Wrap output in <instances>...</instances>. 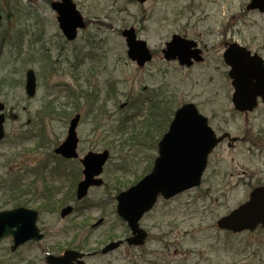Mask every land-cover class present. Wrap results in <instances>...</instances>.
Returning <instances> with one entry per match:
<instances>
[{"label": "rangeland", "instance_id": "obj_1", "mask_svg": "<svg viewBox=\"0 0 264 264\" xmlns=\"http://www.w3.org/2000/svg\"><path fill=\"white\" fill-rule=\"evenodd\" d=\"M249 1L148 0L142 5L134 0H75L88 26L76 41L68 42L48 0H0V31L7 33L12 43L20 39L14 47L17 51L10 47V40L0 50V79L4 77L6 84L4 88L0 86V100L6 103L7 114L6 138L0 142V183L18 174L28 185L32 172L38 176L45 165L52 169L56 161L54 148L65 140L71 119H65L62 112L71 117L79 113L80 158L89 151L109 148L112 156L102 176L105 187L91 190L89 200L93 203L85 214L94 219L116 218L115 197L119 192L115 187L121 186L123 191L133 185L136 177L148 174L157 152L128 148L115 151L113 144H118V138L112 132L106 135L105 131L124 117L121 105L128 97L146 87L160 88L166 96L176 99L178 106L195 103L216 132L247 136V140L232 146L228 141L222 143L209 158L200 190L162 200L145 216L141 225L151 236L147 256H132L115 264H264L263 230L232 235L219 231L216 225L220 217L248 199L252 188L264 185V139L257 135L260 131L264 138V105L248 116L234 110L233 89L222 58L225 43L232 42L252 44V49L264 57V17L241 14ZM130 27L154 52L153 61L142 69L127 58L122 31ZM174 34L196 40L204 50V62L185 68L165 61L162 50ZM29 68L38 79L33 99L27 97L24 88ZM109 81L116 86L118 106L105 100L97 122L107 125L97 129L93 115L99 111L89 114L83 98L77 102L79 108H75L71 98L92 90L99 96L100 90L101 106ZM49 102L53 103L55 113H47ZM63 167L73 172L75 184L53 176L36 181L39 190L46 183L62 188L54 197L57 204L75 190L82 178L79 160ZM219 187L224 188L223 196L217 192ZM2 189L0 209L14 208L7 186ZM195 200L196 206L186 207ZM39 208V219L44 220L50 234H59L69 225L67 221L58 222V214ZM7 242V250L0 246V264H12L13 260L15 264H25L32 260L30 247L17 256L11 254Z\"/></svg>", "mask_w": 264, "mask_h": 264}, {"label": "water", "instance_id": "obj_2", "mask_svg": "<svg viewBox=\"0 0 264 264\" xmlns=\"http://www.w3.org/2000/svg\"><path fill=\"white\" fill-rule=\"evenodd\" d=\"M137 1L143 4L147 0ZM52 9L57 12L60 29L68 41H74L78 31L86 28L87 24L73 0L53 2ZM249 9L264 12V0H252ZM122 35L126 39L128 58L131 61L142 68L152 60L148 44L138 39L135 28L125 29ZM196 47L195 42L174 35L163 50L164 59L191 67L194 61H202L201 51ZM223 57L226 65L230 67L229 77L235 90L232 97L235 109L239 112L253 111L259 98L264 101V61L257 55L251 56L237 44H232ZM36 88L35 72L29 70L25 84L28 97L35 96ZM4 110L5 105L0 102V141L5 137ZM80 119V115L72 119L67 138L55 153L69 159L78 158L79 139L76 130ZM227 137L230 135L216 136L208 124V119L199 113L195 104L183 105L175 112L169 130L158 144V156L152 171L117 197V212L128 223L134 236L129 241L131 244L143 243L146 234L140 229L139 222L143 215L153 208L159 195L170 199L201 185L210 153ZM236 140L235 138L232 141ZM108 158L109 152L104 151L89 152L82 159L85 178L78 185L79 199L87 195L91 186L102 184L103 181L96 177L103 172ZM69 211L66 209L63 215ZM36 222L37 212L29 209L18 208L0 212V242L11 237L15 247H18L27 241L39 240L43 236L39 234ZM217 226L222 231L234 234L253 232L260 226L264 229V187L255 188L248 201L219 219ZM52 262L53 260H50V263Z\"/></svg>", "mask_w": 264, "mask_h": 264}, {"label": "flooded vegetation", "instance_id": "obj_3", "mask_svg": "<svg viewBox=\"0 0 264 264\" xmlns=\"http://www.w3.org/2000/svg\"><path fill=\"white\" fill-rule=\"evenodd\" d=\"M241 14L243 17L248 14L264 17V13L257 10L251 12L245 10ZM239 44L253 55L258 54L263 57L252 49V44L246 46L240 42ZM228 45L229 43H225V48ZM56 194L51 188L44 187L39 190L36 185L33 186V183L29 188L12 189V201L15 198L18 199L17 203L13 201L16 207L30 208L29 206L35 205L36 207L31 209L39 211H41L39 207H42L44 212L58 214L60 218V220L56 219L58 222L67 221L69 225L66 228L63 227L59 234H50L44 220L39 219L38 226L44 238L25 242L18 247H15L13 238H7L0 243V246H4L8 241L11 254L17 256H20L23 249L30 247L32 260H26L25 264H115L118 261L126 262L132 256L145 257L148 255L146 247L151 241V236L147 228L143 227L147 232L143 244L133 245L129 242L133 238L131 228L122 219L118 217L94 219L91 214H85L89 206L85 207L83 199L78 198L76 189L68 196H64L61 204L55 202ZM99 203L105 204V202ZM59 206L61 207L57 208ZM65 209H69L70 213L63 216ZM76 215L78 217L74 219ZM4 247L7 250V246ZM50 260L53 262L50 263ZM11 263L15 264L14 260Z\"/></svg>", "mask_w": 264, "mask_h": 264}, {"label": "trees", "instance_id": "obj_4", "mask_svg": "<svg viewBox=\"0 0 264 264\" xmlns=\"http://www.w3.org/2000/svg\"><path fill=\"white\" fill-rule=\"evenodd\" d=\"M9 40L11 41V37H9L7 33H3L0 31V50H2L6 46V44L10 42ZM19 40L20 39L17 38L16 43H12L11 41L10 47L15 51L18 50V48L14 49V47ZM34 44L35 43L33 42V45ZM5 85V78L2 77L0 79V86L4 88ZM115 87L116 86H113L112 82L108 84L106 98L103 100L104 104H100L101 106H99L98 104L100 103L101 99L100 90L98 91L99 96L93 90L91 92L86 91L85 94L83 96L80 95V97L75 95V108H79L77 102H79L80 98H83L89 106V114H93V111H96V109L97 111H99L97 115H93V123L95 122L97 124V129L105 127L107 125L98 124L97 122L98 115L103 113V106L105 105V102L107 100L114 101L116 106H118L117 96H115ZM2 88L0 87V90ZM146 102H149L148 106H146ZM126 103L127 106L125 107H122L121 105V117H124L116 126L114 124L111 129L105 131V134L112 132L114 133V137L118 138V144H113V149L120 152L124 151L126 148H128V151H132L133 149H137V151H144L145 149L147 151H156L159 140L167 132L169 125L174 117L175 111L179 107L176 99H172L169 96H166V94L162 93L160 88H155L153 90H148L147 92H141L135 96L128 97ZM46 111L48 114L55 113L53 103H48ZM62 115H65V119H69L70 116H72L70 114H65L64 112H62ZM141 115H143L144 117L141 120L137 121L136 118ZM105 138L107 139L108 136H106ZM14 176L15 175H11L8 180L5 179V182H1V187L7 186L11 189H19V186L21 184L19 180ZM139 179V177H136V180L135 182H133V184H135ZM115 188L120 189L121 186H117ZM120 191L121 190H119L118 192ZM220 195L223 196L222 192ZM13 201L17 203L18 199L15 198V200Z\"/></svg>", "mask_w": 264, "mask_h": 264}]
</instances>
